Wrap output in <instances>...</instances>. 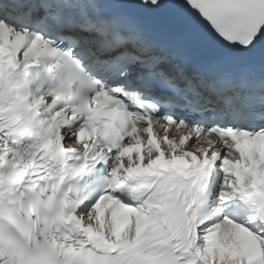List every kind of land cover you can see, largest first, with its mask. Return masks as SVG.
Returning <instances> with one entry per match:
<instances>
[{
  "label": "bare ground",
  "instance_id": "1",
  "mask_svg": "<svg viewBox=\"0 0 264 264\" xmlns=\"http://www.w3.org/2000/svg\"><path fill=\"white\" fill-rule=\"evenodd\" d=\"M178 135L181 136H185V139L188 141V144H190V146H185V147H179L178 151L181 154H185V155H196L199 152V148L196 147V145L191 144V139H192V135L189 134V132H183V133H178ZM227 234V226L223 225V229L222 232L220 234V236L222 237L223 235ZM230 241L227 240V243H229ZM220 257L221 260L223 261L224 264H236L237 260H235V257H232V250H225V251H216Z\"/></svg>",
  "mask_w": 264,
  "mask_h": 264
}]
</instances>
